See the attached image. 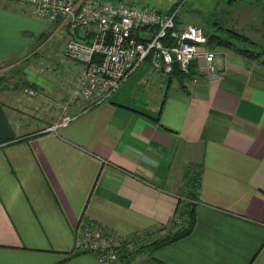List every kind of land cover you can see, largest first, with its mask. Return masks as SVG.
<instances>
[{"label": "crops", "instance_id": "0c3cea01", "mask_svg": "<svg viewBox=\"0 0 264 264\" xmlns=\"http://www.w3.org/2000/svg\"><path fill=\"white\" fill-rule=\"evenodd\" d=\"M67 35L91 37L0 0V63L26 62L22 85L37 90L0 86V264H99L75 251L86 223L142 240L129 264H264L260 60L210 44L219 78L194 61L188 72L157 74L145 60L104 101L70 103L75 118L46 130L76 72L62 50ZM37 55L44 65L35 69ZM49 73L64 78L61 91ZM192 207L189 234L146 246L185 224Z\"/></svg>", "mask_w": 264, "mask_h": 264}, {"label": "built area", "instance_id": "2783aa9c", "mask_svg": "<svg viewBox=\"0 0 264 264\" xmlns=\"http://www.w3.org/2000/svg\"><path fill=\"white\" fill-rule=\"evenodd\" d=\"M17 1L37 18H56L70 28L84 27L91 34L89 39L67 35L62 42L76 72L59 104L64 113L46 130H56L75 118L77 113L69 112L68 104L85 110L104 101L145 60L157 74L170 73L174 63L182 73L188 72L194 61L206 76L220 77L222 65L216 49L208 43L201 26L192 22L180 25L176 20L178 6L161 13L154 7L121 0ZM140 30L148 34H138ZM24 91L30 95L37 92L28 86ZM77 230L75 251L93 255L99 264H117L121 252L133 251L142 242L137 236L121 237L89 223Z\"/></svg>", "mask_w": 264, "mask_h": 264}, {"label": "rangeland", "instance_id": "374dc122", "mask_svg": "<svg viewBox=\"0 0 264 264\" xmlns=\"http://www.w3.org/2000/svg\"><path fill=\"white\" fill-rule=\"evenodd\" d=\"M105 1V0H104ZM118 1V0H110ZM124 2L154 7L161 13L171 10L172 7L178 6L176 12V20L180 25L189 22L195 23L209 34H218L227 37L229 30H236L248 35L253 40L252 43H241L247 48L260 50L264 45V0H121ZM263 39V40H260ZM234 40V39H233ZM260 40V41H259ZM236 41V40H235ZM259 42H263L262 44ZM13 58L8 62L0 63V86L17 92L24 91L22 80L24 79V66L26 62H16ZM35 62V69L44 65L41 56H33L31 59ZM30 60V61H31ZM17 63V64H16ZM41 64V65H40ZM45 73H48L45 71ZM54 78V86H57L60 91L67 84L63 77L55 73H49ZM264 75L262 72H255L253 80H257V76ZM260 82V81H259ZM24 83V82H23ZM8 86V87H7ZM30 95V94H28ZM35 95V94H34ZM32 96V95H31ZM64 99V97H63ZM60 102V101H59ZM55 105L56 107L59 106ZM61 108V107H60ZM178 222V221H177ZM176 222V223H177ZM174 223V224H176ZM179 224V223H178ZM184 225V223L182 224ZM164 230L158 228L149 235L148 240H152L155 236L163 234Z\"/></svg>", "mask_w": 264, "mask_h": 264}, {"label": "trees", "instance_id": "16d2710c", "mask_svg": "<svg viewBox=\"0 0 264 264\" xmlns=\"http://www.w3.org/2000/svg\"><path fill=\"white\" fill-rule=\"evenodd\" d=\"M174 7H176V6H174ZM174 7H172L171 9H173ZM204 33L206 34V37H207L209 44H212V45L217 44L220 46L230 48V49L244 55V57L247 56L249 58H255L257 60H260L259 62L264 65V45L261 46L260 50H254L251 48H247L246 46L242 45L241 43H243V42L252 43L253 40L250 39L247 35H244L242 32L230 29L227 37L220 36L218 34H209V33L207 34V32H204ZM173 69L176 72H181L176 63H174ZM192 211H193V207L191 208V210H189L187 212V220H186V223L184 225L178 226L175 230L171 231L168 234H165V235L160 236L158 238H154L152 241L147 243L146 246L149 249L156 248L158 246H162L164 244L178 240V239H180V237H184L187 234H189L191 229H192V226H193L192 224L194 223V213H192ZM143 246L144 245H141L140 247H137L133 251H127L126 253L122 254L121 257L125 260L121 264L131 263L133 255L137 254L136 252H140V249Z\"/></svg>", "mask_w": 264, "mask_h": 264}]
</instances>
